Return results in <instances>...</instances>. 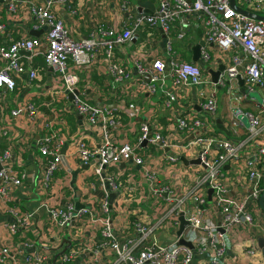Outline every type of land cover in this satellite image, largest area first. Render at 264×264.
Returning a JSON list of instances; mask_svg holds the SVG:
<instances>
[{"label": "built area", "instance_id": "built-area-1", "mask_svg": "<svg viewBox=\"0 0 264 264\" xmlns=\"http://www.w3.org/2000/svg\"><path fill=\"white\" fill-rule=\"evenodd\" d=\"M3 1L8 12L14 17H17L27 4L34 18V28H42L43 31L39 35L19 32L18 38L11 39L6 44H0V99L1 93L4 94L15 88L16 78L21 73L26 72L30 80L37 77L39 67L36 57L41 54L60 80L62 93L65 96L72 93L70 99L72 107L85 117L88 125L99 127L103 135L97 146H89L83 139H75L73 142L75 155L80 162L88 165L93 162L92 170L95 178L90 181L89 197L86 198L84 205L76 210L71 200L63 202L60 198L59 201L55 200L53 205L48 206L52 224L59 230H68L69 246H64L65 243L62 244V242L58 244L59 253L54 258H52L54 253L52 254L49 250V261L40 251L26 254L21 261L19 250L4 245L0 247V264H72L74 258L83 252L90 254L92 264H190L195 253H207L208 250L210 251L207 253V264H222L221 261L226 252L224 234L234 235L237 232L246 231L251 234L253 241L257 238L264 239V211L259 205V197L263 193L259 186V179L264 175V145H256L252 157L241 161L236 143L225 136L203 133L202 127L207 124L203 117L183 110H179L177 119H171L167 127L174 129V134L181 130L186 136L191 135L190 140L181 143V155L187 159L200 158L199 163H194L191 168L184 170L187 174L184 184L188 187L191 205L182 208L179 200L177 208L180 206V209L174 212L176 216L182 212L184 218L189 221L182 232V237L191 242L193 248L177 244L179 237L165 244H158L155 239L151 244H147L154 230L143 217L144 212L140 208L137 210L138 217L132 226L136 236L123 241L116 239L111 227L114 216L112 208L116 202L113 200L110 205L109 195L115 192L116 198L117 194L122 195L123 188L119 180L104 173V167L133 160L143 167L153 195L158 193L155 187L157 171L152 170L144 158L136 152L135 145L128 141L119 142L112 136L110 128L116 124L120 115L105 103L91 102L88 96L90 91L89 88L87 89L88 84L82 88L78 86V71L89 65L100 49L107 61L106 70L110 77L117 82L128 81L132 76L130 68L114 58V48L131 40L140 28H146L145 34L153 36L158 27L166 35L164 50L171 56L166 59V56L160 53L149 52L150 61L144 62L142 56L145 51L140 47L135 52L133 65L139 73L146 74L148 79L140 80L126 91L131 97L143 93L152 94L162 87L168 78L171 87L164 91L163 103L166 107L173 108V102L178 98V89L201 85L205 82L202 66L209 59V53L206 48L201 51L200 63L172 54L174 49L169 34L171 22L181 17L183 13L200 11L205 17V42L215 43L223 50H231L234 46L241 50V53L235 52L230 55L231 62L224 67L212 85L215 88L216 85H223L228 81L232 91L237 84L236 78H242L247 88L246 93L254 89L261 91L263 100L257 105L259 108L257 107L256 113L247 111L240 104H236L233 106V115L236 120L242 117L248 118L249 132L252 135L264 133L263 19L252 18L236 11L231 7L229 0H193L191 3L175 0L172 7H169L167 0H160L155 14L137 12L130 15L128 20H122L120 24L109 23L108 20L112 17L105 21L96 20L91 24L92 28L86 37L75 39L62 18L57 15L60 6L67 4L66 0ZM236 2L250 11L264 15V0H236ZM128 8L129 0H122L117 10L125 13L128 12ZM2 27L0 23V29ZM184 34L185 28L182 27L176 32L179 38ZM41 45L44 47L42 48ZM21 50L28 53L22 56L19 54ZM74 88L77 92H74ZM122 92L125 93V90ZM233 93L237 101L246 97L244 92L233 91ZM201 106L209 117L215 114L217 102L214 89L201 102ZM25 107L31 116L36 115L37 106L34 103L27 102ZM139 109L138 106H125V112L129 117L137 115ZM11 112L15 113L16 110L12 109ZM43 128L44 132L37 141L39 154L43 156L41 185L48 189L53 174L61 162L60 136L54 127L53 120L45 121ZM149 133L150 136H148ZM170 135L169 132L162 135L156 123L143 119L139 123L137 142L140 144L146 138L145 145L150 143L163 148L168 145ZM178 156L167 153L163 155L168 165H173V171L179 169V164H176ZM228 163H234L237 172L244 169L241 173L249 181L250 188L240 195L230 194L232 179L224 174V165ZM23 176V173H18L16 169L2 164L0 168V198L2 200L8 199L11 186L20 185ZM189 179L190 184H188ZM166 189L162 190L166 191ZM208 189H212L210 201H208ZM95 190H101L104 193L103 196L97 198ZM209 204H212V208L219 213V224L209 217L206 218L204 208ZM31 216L29 212L17 215L15 221L9 224L10 233L14 235L19 229L27 228ZM170 223L175 226L179 224V220L171 219ZM72 224H74L73 231L69 229ZM85 226L95 232L82 241L80 238ZM219 228L224 232H220ZM257 251V247L255 249L252 244L248 253L254 255ZM105 255H111L113 259H106L103 257ZM102 259L103 263H101Z\"/></svg>", "mask_w": 264, "mask_h": 264}, {"label": "crops", "instance_id": "crops-1", "mask_svg": "<svg viewBox=\"0 0 264 264\" xmlns=\"http://www.w3.org/2000/svg\"><path fill=\"white\" fill-rule=\"evenodd\" d=\"M121 1L66 0L67 4L60 6L57 15L69 28L71 36L80 39L89 34L92 28L91 24L96 20L105 21L112 17L108 20L109 23L120 24L122 20H128L130 15L132 16L137 12L148 13L139 10V8L152 9L155 14L160 0H129L128 12L125 13L117 10ZM184 1L191 3L193 0ZM167 2L169 7H172L175 0H167ZM0 23L3 25L0 29V44H6L11 39L18 38L19 32L30 34L29 30L34 28V18L27 4L21 9L20 14L14 17L8 12L3 0H0ZM181 27L185 28V34L179 38L176 36V32ZM171 28V35L172 37L175 36V41L171 38L174 49L172 54L175 56L200 63L201 51L206 48L209 53V59L202 66L205 82L201 85L178 89L177 101L173 102L175 110L166 107L163 103L164 91L171 87L168 78L162 87H159L152 94L143 93L131 97L126 91L140 80L148 79L146 74L139 73L133 65L136 57L135 52L142 45L140 37L146 35V28L138 30L135 41L128 40L113 50L114 58L130 68L132 76L128 81L117 82L110 77L106 70L107 61L104 59L101 49L89 65L78 71L79 88L88 84L87 89H90L88 96H93L96 99L94 102L105 103L120 115L116 124L110 128L112 136L119 142L128 141L135 145L136 152L144 158L152 170L157 171L155 187L158 193L153 195L149 181L140 164L133 160H126L116 165L104 167V173L119 180L123 188L122 195L117 194L114 199L116 203L112 208L114 212L111 222L112 232L119 241L136 236L132 226L138 217V208L144 212L143 217L154 230L151 232L147 244H151L153 239L158 244L177 240L176 232L179 224L173 226L170 220H179L178 216L180 215L176 216L174 213L180 209V206L177 208L179 200L182 208L191 205L188 198V187L184 184V179L187 176L184 170L191 168L194 164L184 163L179 157L181 155V143L190 140L191 135L186 136L185 132L181 130L174 134V129L167 127L171 119H177L179 110L193 112L203 117V120L207 122L202 127L203 133L225 136L236 143L241 161L252 157L256 145H264V133L252 135L249 132L248 118L242 117L236 120L233 115V106L236 104H240L247 111L256 113L259 108L257 105L262 103L263 93L257 89L258 91L255 92L260 97L248 92L247 94L245 91L247 88L242 78H236L237 84L232 91L228 81L223 85H216L214 88L211 74L205 68L207 65L211 69H216L220 63L224 64L225 67L231 62V54L241 53L240 48L234 46L231 50H223L215 43L204 41L200 48L199 57L197 60H192V46L204 40L206 30L204 15L200 11L183 13L181 17L172 22ZM153 38L158 39L160 46L157 48L158 53L169 59L171 54L164 50L166 35L160 31V28L155 29ZM154 42L157 44L156 41ZM41 47L43 48L44 45ZM27 53L25 50L19 52L22 56ZM150 58V53L144 52L142 60L149 62ZM36 61L39 67L37 77L30 80L26 72L21 73L16 78L15 88L4 92V94L1 93L2 98L0 99V132L2 131L0 134V162L3 166L14 168L18 173L24 175L20 185L11 186L8 199L2 200L0 198V247L8 245L19 250L21 261L26 254L33 251L44 253L49 261V250L52 254L54 253L52 255L54 258L59 253L57 248L61 242L64 239L70 241L68 230H59L52 224L48 206L49 204L53 205L54 201H59L60 198V201L63 202L71 200L75 205L76 203L81 206L84 205L86 198L89 197L90 181L95 178L92 170L93 162H90V165L80 162L75 155L73 142L75 139H83L89 146H97L100 144L103 135L99 127L88 125L85 117L72 107L70 95L65 96L62 93L60 80L53 68L44 61L41 54L36 57ZM94 72L99 74V77H93V74H96ZM213 89L215 90L217 106L215 114L209 117L206 110L201 106V102ZM122 90H125V93ZM233 91L236 93L244 92L246 97L237 101ZM27 102H32L37 106L36 115L31 116L27 112L25 107ZM126 105L140 107L138 114L129 117L125 112ZM12 109H15L16 112L12 113ZM262 118L264 119V114ZM143 119L156 123L162 135H166L168 132L171 134L167 146L161 148L159 145L150 143L139 145L137 142L139 123ZM47 120H53L54 127L60 136L59 150L61 154L60 165L55 170L48 189L41 185L43 156L39 154L37 141L44 132L43 124ZM164 153L179 155L176 163L179 164L178 170L173 171V165H168L167 161L163 159ZM225 165L224 174L229 175L232 179L230 194L240 195L248 190L250 188L249 181L241 173L244 169L237 172L234 163H228L227 167ZM167 168L171 170L169 171ZM190 181L189 179L188 184ZM163 188H167L166 191H163ZM204 210L206 218L209 217L216 224H219L220 215L212 208V204L206 205ZM24 212L32 214L28 227L19 229L14 235L11 234L9 224L15 221L17 215ZM73 227L74 224L69 229L73 231ZM93 232H95L93 229L85 226L80 240H85ZM259 239L253 241L251 234L246 233V231L237 232L234 235L224 234L226 252L222 258V264H264V254ZM252 244L255 249L256 247L258 249L254 255L248 253ZM64 246H67L66 243ZM207 253H195L190 264H207ZM103 257L109 260L113 259L111 255ZM103 262L102 259L101 263ZM72 264H92L91 256L89 253L83 252L74 258Z\"/></svg>", "mask_w": 264, "mask_h": 264}, {"label": "water", "instance_id": "water-1", "mask_svg": "<svg viewBox=\"0 0 264 264\" xmlns=\"http://www.w3.org/2000/svg\"><path fill=\"white\" fill-rule=\"evenodd\" d=\"M229 1H230L231 7H233L236 11L241 12L243 14H246V15L252 17V18L263 19L264 20V15L263 14L256 13L254 11H250V10L240 6L239 4H237L236 0H229ZM139 10H143V11L148 12V13H153V10L149 9V8H142V9L139 8ZM41 31H42V29H34V28H31L29 30L30 34H33V35H38ZM137 36H138V33H135V36L132 38V40L135 41ZM203 44H204V40H201V41H199L198 43H196L195 45L192 46V53H193L192 60H197V58L199 57L200 48H201V46ZM205 68L210 72L211 79L213 81H216L219 72L224 69V64L220 63L219 66L216 69H211L207 65L205 66ZM74 92H77L76 88H74ZM69 95H70V97H72V93L71 92L69 93ZM148 136H150V133L148 134ZM146 142H147V139L144 138L140 142L139 145H145ZM179 157L184 163H199L200 162V158L199 157L191 158V159H187L184 155H180ZM225 166L227 167L228 165L226 164ZM1 167H2V164L0 162V168ZM207 194H208V201H210L211 194H212V189H208ZM114 198H115V193L111 192L110 195H109V204L110 205H112ZM259 205L262 208V210L264 211V192L259 197ZM75 208H76V210H78L79 208H81V205L76 203ZM179 215H180L179 218H178L179 219V226H178V229H177V232H176L177 236L179 237V239L177 241V244L186 245V246H188L190 248H193L192 243L187 241V240H185L182 237V232H183L184 228L189 224V221L184 218V215H183L182 212ZM219 231L222 232V233L224 232L223 229H221V228H219ZM259 240H260L261 250H262V252L264 254V239L260 238ZM63 243H66V245L69 246L70 241L68 239H64L62 241V244Z\"/></svg>", "mask_w": 264, "mask_h": 264}, {"label": "rangeland", "instance_id": "rangeland-1", "mask_svg": "<svg viewBox=\"0 0 264 264\" xmlns=\"http://www.w3.org/2000/svg\"><path fill=\"white\" fill-rule=\"evenodd\" d=\"M170 37L172 38L173 41H175V36L174 35H173V37H172V35ZM154 41H156L157 44H155ZM140 42L142 44L141 45V49L143 51L150 52V53H153V54H157L158 53V51L156 49V48L160 47L158 39L153 38V36L145 35V36H141L140 37ZM255 91H258V90L254 89L252 91H249V93H251V95H256V96L260 97V95L257 92H255Z\"/></svg>", "mask_w": 264, "mask_h": 264}, {"label": "trees", "instance_id": "trees-1", "mask_svg": "<svg viewBox=\"0 0 264 264\" xmlns=\"http://www.w3.org/2000/svg\"><path fill=\"white\" fill-rule=\"evenodd\" d=\"M171 27H172V22H171ZM171 33H172V28H171V31L169 34L171 35ZM94 73H96V72H94ZM93 77L97 78V77H99V74H97V73L93 74ZM89 99L91 102H94L96 100L93 96H90ZM259 186L261 187L262 192H264V175L262 176V178L259 179ZM95 194H96L97 198H99V197L103 196L104 193L101 190H95Z\"/></svg>", "mask_w": 264, "mask_h": 264}]
</instances>
